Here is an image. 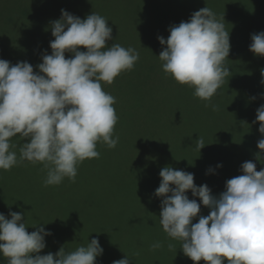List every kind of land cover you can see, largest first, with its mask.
Here are the masks:
<instances>
[{
	"label": "clouds",
	"instance_id": "clouds-1",
	"mask_svg": "<svg viewBox=\"0 0 264 264\" xmlns=\"http://www.w3.org/2000/svg\"><path fill=\"white\" fill-rule=\"evenodd\" d=\"M224 21V16L218 19L211 8L204 7L188 21L171 25L167 39L157 37L163 47L158 58L164 74L194 89V97L213 111L218 109L212 98L230 76L226 65L230 32ZM50 29L54 37L49 43L51 54L42 53L38 71L26 61L13 65L0 59V169L8 171L24 161L43 164L45 187L59 185L65 178L75 182L77 166L99 158L98 142L109 149L116 147V98L103 89L102 82L111 85L140 59L133 47L108 45L113 29L96 12L81 19L61 9V17L50 22ZM251 41L249 50L264 57V31L252 34ZM66 53L71 54L69 58ZM261 75L264 77V69ZM256 122L262 137L257 142L256 160L261 161L264 104L256 110ZM17 136L25 141L19 159L11 142ZM194 145L200 153L208 144L199 136ZM240 171L241 175L226 181L218 196L207 184L196 186L193 173L170 166L159 172L161 181L154 193L161 198L159 223L170 240L181 243L180 250L194 264H264V168L257 171L256 163L249 160ZM189 191L193 199L187 195ZM201 205L210 210L207 216L199 215ZM43 225L33 226L36 230L29 233L22 213H0V256L7 264H97L103 255L98 238L74 251L62 246L55 254L41 255L45 237L52 234ZM161 246L156 242L150 248ZM168 248L173 250L175 245L169 243ZM112 264H131V259L125 254Z\"/></svg>",
	"mask_w": 264,
	"mask_h": 264
},
{
	"label": "trees",
	"instance_id": "trees-1",
	"mask_svg": "<svg viewBox=\"0 0 264 264\" xmlns=\"http://www.w3.org/2000/svg\"><path fill=\"white\" fill-rule=\"evenodd\" d=\"M204 7L218 19L226 14L223 0H0V59L13 65L26 61L38 71L42 53L51 54L50 22L61 17V9L81 19L99 13L113 29L109 46L119 43L140 53L131 71L122 72L111 85L102 82L116 98L114 137L119 141L113 149L98 142L99 158L80 163L75 182L65 178L45 187L47 173L40 163L24 161L8 171L0 169V213H22L29 233L42 223L52 233L45 237L41 255L55 254L62 246L74 251L98 238L104 251L97 264H112L125 254L131 264H194L180 250L181 243L162 230L161 198L154 193L166 166L193 173L195 185L207 184L213 195L223 192L225 170L216 167L223 160V122L220 109L205 107L194 89L164 74L157 37L167 39L171 25L188 21ZM199 136L208 144L200 153L194 147ZM11 142L19 159L25 141L17 136ZM187 195L194 198L190 191ZM209 212L201 209L199 215ZM156 242L162 246L152 250ZM0 264L7 259L0 256Z\"/></svg>",
	"mask_w": 264,
	"mask_h": 264
},
{
	"label": "rangeland",
	"instance_id": "rangeland-1",
	"mask_svg": "<svg viewBox=\"0 0 264 264\" xmlns=\"http://www.w3.org/2000/svg\"><path fill=\"white\" fill-rule=\"evenodd\" d=\"M223 6L225 28L230 32L231 48L226 59L230 76L225 78L212 103L218 105L223 122L221 157L226 182L242 174L243 162L256 163L257 171L264 168V160H256L260 151L257 142L262 138L259 122L253 123L257 108L264 104V98H261L264 94V83H261L264 57L249 50L251 35L264 31V0H223ZM197 202L200 203L199 199ZM201 209L209 210L203 205Z\"/></svg>",
	"mask_w": 264,
	"mask_h": 264
}]
</instances>
